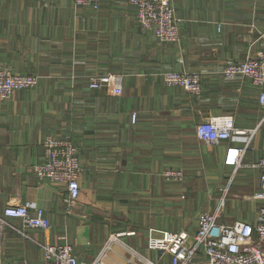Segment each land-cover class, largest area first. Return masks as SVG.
Listing matches in <instances>:
<instances>
[{
  "label": "crops",
  "instance_id": "crops-1",
  "mask_svg": "<svg viewBox=\"0 0 264 264\" xmlns=\"http://www.w3.org/2000/svg\"><path fill=\"white\" fill-rule=\"evenodd\" d=\"M173 5L180 39L161 42L128 0H103L99 9L73 0H0V67L39 78L0 102V213L9 203L31 201L30 211L43 208L51 222L45 230L28 228L27 236L5 229L0 264H44L39 243L63 236L80 259L93 260L112 233L120 238L106 264H126L129 246L156 260L147 247L151 228L194 232L199 213L214 209L233 171L224 165L229 141L201 140L196 125L233 114L249 128L264 114L249 78L223 74L227 64L264 49V0ZM170 70L199 72L201 93L167 85L163 73ZM106 73L121 75V94L89 86L92 76ZM49 133L78 148L74 203L65 186L40 181L33 170ZM231 143L243 145L244 137ZM263 155L264 122L233 181L239 195L257 190L259 171L248 164ZM168 169L182 170L184 179H167ZM224 208L220 221L253 223L258 202L229 198Z\"/></svg>",
  "mask_w": 264,
  "mask_h": 264
},
{
  "label": "built area",
  "instance_id": "built-area-1",
  "mask_svg": "<svg viewBox=\"0 0 264 264\" xmlns=\"http://www.w3.org/2000/svg\"><path fill=\"white\" fill-rule=\"evenodd\" d=\"M136 9L139 22L146 31H152L161 42L180 39V25L175 13L173 0H128ZM76 6L99 9L103 0H73ZM228 79L238 76L247 77L259 88L258 102L264 107V49L257 55L250 53L244 60L229 63L223 69ZM164 82L170 86L184 88L190 94L198 95L203 89L202 75L195 71H166ZM39 78L35 73L13 72L0 67V101L7 100L19 89L33 88ZM89 86L94 89L111 87L116 95L122 93V77L117 73L94 75ZM138 114L132 113L136 122ZM264 122V114L254 127L243 128L237 125L233 114L211 116L196 125V135L201 140L229 141L226 148L224 165L233 167L229 182L237 175L238 169L245 164V157L259 127ZM244 137L243 145H235V137ZM42 161L33 170L40 181L49 180L67 189L69 202L74 203L80 196L79 175L81 171L78 148L66 137L47 134L43 142ZM248 166L259 171L258 188L249 199L258 202V211L253 223L241 219L220 221L224 209L228 187L217 200L214 209L204 208L198 216L197 229L179 231L151 228L147 247L157 252L155 260L129 246L131 256L126 264H264V155ZM165 176L176 182L184 179L182 170L168 169ZM227 192V193H226ZM31 201L9 203L0 213V250L3 247L4 231L11 228L27 236L28 228L48 229L50 219L41 207L35 213L30 211ZM8 217L21 220V226L8 221ZM120 233L111 235L102 251L93 259H80L71 242L62 237L61 242L39 243L43 250L44 264H106L105 255L111 243L118 240Z\"/></svg>",
  "mask_w": 264,
  "mask_h": 264
},
{
  "label": "rangeland",
  "instance_id": "rangeland-1",
  "mask_svg": "<svg viewBox=\"0 0 264 264\" xmlns=\"http://www.w3.org/2000/svg\"><path fill=\"white\" fill-rule=\"evenodd\" d=\"M8 69V68H7ZM1 102V101H0ZM230 176H231V173H230V175L229 176H227L226 177V180H224V189H225V187L227 186L228 187V190H227V192H228V194H227V196H226V200H228L229 198H232V199H236V200H239V201H241L242 199H244V200H249V201H252V200H250L247 196L248 195H239L238 193H236L237 191H235V185L233 184V181L235 180V178H236V176L233 178V180L231 181V183L229 182V179H230ZM224 189H223V192H224ZM226 192V193H227ZM226 202V201H225ZM225 209V208H224ZM223 209V210H224ZM232 214V216L233 217H238V216H240L241 214L239 213V212H232L231 213ZM113 235H116L117 233H112ZM111 234V235H112ZM110 235V236H111ZM110 236L108 237V239H107V241L105 242V244L109 241V239H110ZM120 238V237H119ZM115 242V241H114ZM114 242H112V243H114ZM112 243H111V245H112ZM104 244V245H105ZM139 251V250H138ZM140 253H142V254H144L143 252H141L140 251Z\"/></svg>",
  "mask_w": 264,
  "mask_h": 264
}]
</instances>
